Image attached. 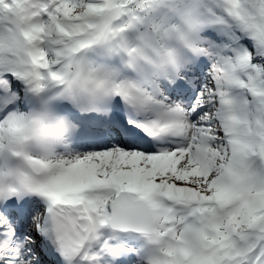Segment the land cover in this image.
<instances>
[{
    "label": "snow or ice",
    "instance_id": "6c2138e0",
    "mask_svg": "<svg viewBox=\"0 0 264 264\" xmlns=\"http://www.w3.org/2000/svg\"><path fill=\"white\" fill-rule=\"evenodd\" d=\"M0 264H264V0H0Z\"/></svg>",
    "mask_w": 264,
    "mask_h": 264
}]
</instances>
